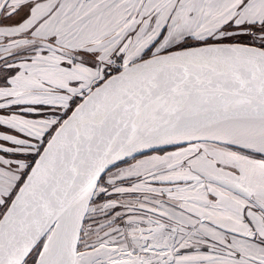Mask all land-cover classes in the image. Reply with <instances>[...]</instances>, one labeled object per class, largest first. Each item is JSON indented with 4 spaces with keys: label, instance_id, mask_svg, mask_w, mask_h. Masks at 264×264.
<instances>
[{
    "label": "snow or ice",
    "instance_id": "6c2138e0",
    "mask_svg": "<svg viewBox=\"0 0 264 264\" xmlns=\"http://www.w3.org/2000/svg\"><path fill=\"white\" fill-rule=\"evenodd\" d=\"M0 264H264V0H0Z\"/></svg>",
    "mask_w": 264,
    "mask_h": 264
}]
</instances>
